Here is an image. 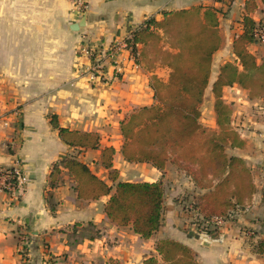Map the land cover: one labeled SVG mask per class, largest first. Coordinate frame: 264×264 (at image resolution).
Wrapping results in <instances>:
<instances>
[{
  "label": "crops",
  "instance_id": "1",
  "mask_svg": "<svg viewBox=\"0 0 264 264\" xmlns=\"http://www.w3.org/2000/svg\"><path fill=\"white\" fill-rule=\"evenodd\" d=\"M246 1L88 0L85 25L77 30L73 26L83 17L67 0H0V166L18 165L28 179L18 194L0 189V264H143L151 255L161 261L156 242L163 238L191 247L199 264H264V255L255 249L264 240V92L250 97L251 90L238 82L222 89V99L232 108L231 124L244 141L226 151L246 162L255 191L246 208L213 238L200 233L193 212L183 208L182 198L191 201L200 192L184 171L171 161L163 169L130 162L122 153V122L154 103L153 77L167 80L169 70L149 69L122 50L116 70L107 63L109 80L97 81L85 73L90 57L83 51L87 45L106 50L148 19L162 20L165 12L216 8L222 12V44L213 55L201 122L217 128L213 84L221 67L237 59L233 42L243 31ZM256 2L251 16L264 23V3ZM143 47L137 44L138 52ZM247 48L259 64L264 61V42H251ZM53 114L63 127L99 133L101 147L80 150L65 142L51 123ZM106 146L116 151L115 181L102 165ZM73 155L107 181L111 192L117 181L163 180L160 228L145 238L132 224L119 225L108 217L110 195L80 198L60 163ZM55 164L61 172L52 186Z\"/></svg>",
  "mask_w": 264,
  "mask_h": 264
},
{
  "label": "trees",
  "instance_id": "2",
  "mask_svg": "<svg viewBox=\"0 0 264 264\" xmlns=\"http://www.w3.org/2000/svg\"><path fill=\"white\" fill-rule=\"evenodd\" d=\"M257 6L256 0L246 1L241 20L243 31L233 42L237 59L221 67L213 84L217 128L204 126L201 116L213 55L222 44L219 34L222 12L202 6L165 12L162 20L148 19L132 38L135 51V45L144 46L137 61L149 69L167 68L169 76L167 80L154 76V103L133 111L122 122V153L130 162H149L163 169L171 161L184 171L200 192L191 201L182 198L183 208L193 215L197 211L201 216L198 231L213 238H217L221 230L209 220L214 217L235 219V214L246 208L255 191L246 162L226 151L227 146H242L244 141L231 124L232 108L222 99V89L238 82L251 90L250 97L264 92V61L259 64L247 48L256 41L254 29L259 23L251 13ZM51 123L65 142L80 150L101 147L97 132L63 127L55 114L51 116ZM114 152L113 146L102 148V162L111 169ZM60 163L74 179L80 198L98 199L110 195L105 211L112 221L119 225L132 224L145 238L160 228L165 198L163 180L117 181L111 192V185L77 156L66 157ZM60 172L59 164H55L52 186ZM109 176L115 181L118 170L113 169ZM255 249L264 255V240L258 241ZM156 250L161 261L151 255L143 264H199L191 247L172 238L158 240Z\"/></svg>",
  "mask_w": 264,
  "mask_h": 264
},
{
  "label": "built area",
  "instance_id": "3",
  "mask_svg": "<svg viewBox=\"0 0 264 264\" xmlns=\"http://www.w3.org/2000/svg\"><path fill=\"white\" fill-rule=\"evenodd\" d=\"M72 6V10L79 16L85 17L88 10V0H67ZM255 38L257 42H264V23H259L254 29ZM134 36V31L128 34L121 42L112 43L111 46L104 50L100 48H92L89 45L84 46L83 51L90 57V64L85 71L89 74L93 80L97 81H107V63H110L114 66L115 70L117 69V60L122 50H128L132 57L137 60L138 50L135 51L132 38ZM137 47V45H135ZM264 140V134L262 135ZM28 179L26 174L18 165L13 166H0V189L9 192L10 194H18ZM183 203V202H182ZM191 208V203L188 204ZM242 212L238 211L235 214V218ZM201 219V216L196 211L194 215V221L198 228V220ZM210 222L221 227L227 220L222 217H214L209 220ZM229 221V220H228ZM20 253L25 252V246L20 245Z\"/></svg>",
  "mask_w": 264,
  "mask_h": 264
},
{
  "label": "water",
  "instance_id": "4",
  "mask_svg": "<svg viewBox=\"0 0 264 264\" xmlns=\"http://www.w3.org/2000/svg\"><path fill=\"white\" fill-rule=\"evenodd\" d=\"M85 22H86V18L83 17L80 22H77L75 24V26H73V28L78 30L79 28H81V27H83L85 25Z\"/></svg>",
  "mask_w": 264,
  "mask_h": 264
},
{
  "label": "rangeland",
  "instance_id": "5",
  "mask_svg": "<svg viewBox=\"0 0 264 264\" xmlns=\"http://www.w3.org/2000/svg\"><path fill=\"white\" fill-rule=\"evenodd\" d=\"M107 147V146H106ZM116 152V151H115ZM115 152H114V155H115ZM114 155H113V162H114ZM101 161H102V158H101ZM102 165L105 167V168H107L108 170H109V173L114 169V168H108V167H106L104 164H103V162H102ZM113 165H114V163H113Z\"/></svg>",
  "mask_w": 264,
  "mask_h": 264
}]
</instances>
